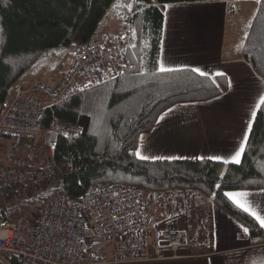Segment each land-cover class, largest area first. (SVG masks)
<instances>
[{"label":"trees","instance_id":"obj_1","mask_svg":"<svg viewBox=\"0 0 264 264\" xmlns=\"http://www.w3.org/2000/svg\"><path fill=\"white\" fill-rule=\"evenodd\" d=\"M207 1L231 0H0V117L13 87L23 82L27 71L47 55L64 53L65 59L73 44L99 34L110 12L121 25L115 39L125 44L124 73L44 109L45 124L80 128L78 133L44 136L45 144L54 143L60 192L77 198L90 185L104 181L155 191L194 188L247 228L252 238H263L264 229L225 194L264 190V105L257 110L240 164L143 160L136 155L140 136L149 133L165 111L208 101L228 90L224 75L158 69L164 6ZM222 59L244 60L264 81V0H259L242 24L237 44L223 52ZM61 66L62 61L55 69ZM47 187L44 182L13 184L7 202H25L37 191L44 201ZM6 219L0 210V223Z\"/></svg>","mask_w":264,"mask_h":264},{"label":"built area","instance_id":"obj_2","mask_svg":"<svg viewBox=\"0 0 264 264\" xmlns=\"http://www.w3.org/2000/svg\"><path fill=\"white\" fill-rule=\"evenodd\" d=\"M58 77L17 84L0 117V210L13 184L58 180L47 133H78L73 124H45L44 109L120 77L125 44L105 34L73 44ZM209 198L194 188L162 191L97 182L75 198L45 197L29 220L0 223V264H174L213 255Z\"/></svg>","mask_w":264,"mask_h":264},{"label":"crops","instance_id":"obj_3","mask_svg":"<svg viewBox=\"0 0 264 264\" xmlns=\"http://www.w3.org/2000/svg\"><path fill=\"white\" fill-rule=\"evenodd\" d=\"M258 2L207 1L164 6L158 69L162 63L171 71L199 69L195 72L206 76L219 73L226 76L228 90L214 99L177 105L161 114L153 129L140 136L136 153L147 157L143 160H202L216 156L230 160L243 137H249V125L252 127L257 105L260 106L259 97L264 95V81L244 60H223L222 54L230 52L240 37L235 36L232 17L255 10ZM66 68H59V75ZM230 192L248 193L244 199L264 216V190L226 193ZM207 207L212 216L213 255L189 264H264V237L252 238L240 223L211 201Z\"/></svg>","mask_w":264,"mask_h":264},{"label":"rangeland","instance_id":"obj_4","mask_svg":"<svg viewBox=\"0 0 264 264\" xmlns=\"http://www.w3.org/2000/svg\"><path fill=\"white\" fill-rule=\"evenodd\" d=\"M254 10L248 11L245 14L237 15L232 17L235 18L234 24V33L236 34V38L240 35V28L243 23H245L253 14ZM120 23L112 16L110 12H108L102 20L101 27L99 29V34H105L109 37L116 38L117 34L120 30ZM64 53L56 54L55 56L47 55L43 57L39 62H37L32 69L27 71L23 77V81L26 82L25 85H28L38 79H46L50 77H58L59 70H56V66L62 61V67H67L69 65V58L68 56L63 59ZM59 69V68H58ZM58 181V180H57ZM54 182L53 184L48 185L46 191L43 192V196L46 197L54 192H60V185L58 182ZM39 192L37 191V194ZM37 194L27 200L22 201V199L17 201H9L6 204V208L8 211L9 220H17V219H25L29 220L33 216H35L39 211L41 206L43 205L44 201L39 198ZM25 197V196H24ZM27 198V197H26ZM25 199V198H23ZM191 261L185 262H177L174 264H189ZM153 264H163V263H153ZM191 264H204V262L198 263H191Z\"/></svg>","mask_w":264,"mask_h":264},{"label":"snow or ice","instance_id":"obj_5","mask_svg":"<svg viewBox=\"0 0 264 264\" xmlns=\"http://www.w3.org/2000/svg\"><path fill=\"white\" fill-rule=\"evenodd\" d=\"M129 9L132 8V4H128L126 5ZM167 7V6H166ZM160 71H171V69L166 68L162 63L160 65ZM193 71H197L200 72L199 69H193ZM201 75H204L205 73L201 72ZM218 75H222L219 74ZM260 100V104L264 105V95H261L259 97ZM257 107H259V105H257ZM253 115H255V113H253ZM249 131H251V125H249ZM248 142V136L245 135L243 137V141L239 147V150L235 151L234 155L231 156V159H224L222 157L216 156V157H209V159H215V160H222L223 163L227 164V163H235V164H240L241 163V157L245 152V145ZM136 155L140 156L141 159H147V157L142 156L139 152L136 153ZM219 187V185H218ZM225 195H227L229 197V199H231L239 208H241L243 211L249 213L250 215H252L260 224V227L264 228V216L258 214L252 207L250 204H248V202L246 201V198L248 196V193L246 192H236V193H226ZM244 232H248L247 228H244Z\"/></svg>","mask_w":264,"mask_h":264}]
</instances>
